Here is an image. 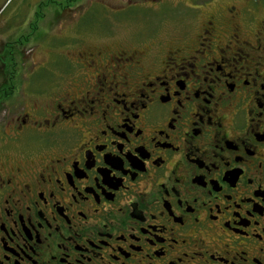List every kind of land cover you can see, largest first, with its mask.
<instances>
[{
    "label": "flooded vegetation",
    "instance_id": "1",
    "mask_svg": "<svg viewBox=\"0 0 264 264\" xmlns=\"http://www.w3.org/2000/svg\"><path fill=\"white\" fill-rule=\"evenodd\" d=\"M145 4L2 61L0 264H264V0Z\"/></svg>",
    "mask_w": 264,
    "mask_h": 264
},
{
    "label": "rangeland",
    "instance_id": "2",
    "mask_svg": "<svg viewBox=\"0 0 264 264\" xmlns=\"http://www.w3.org/2000/svg\"><path fill=\"white\" fill-rule=\"evenodd\" d=\"M146 1L0 0V65L2 61L11 64L21 61L29 66L50 58L53 55L51 52L53 56L59 57L57 49H49L50 42L59 43L60 30L67 29L70 24H93V30L103 32L113 23L111 29L119 39H125L127 34H133L145 24L154 29L157 24L153 19L146 18ZM126 19L128 25L123 23ZM162 26L164 30L165 24ZM87 37L91 39V36ZM8 66L12 65L7 64L5 67ZM25 68L26 71L20 75L26 74L28 67ZM16 76H19V72Z\"/></svg>",
    "mask_w": 264,
    "mask_h": 264
}]
</instances>
